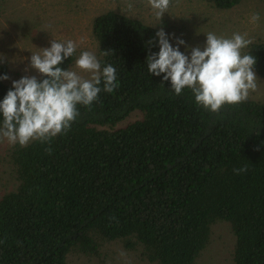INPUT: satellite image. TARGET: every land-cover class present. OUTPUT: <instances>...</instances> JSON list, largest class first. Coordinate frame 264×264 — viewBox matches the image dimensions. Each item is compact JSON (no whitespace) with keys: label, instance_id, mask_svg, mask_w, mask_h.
Returning <instances> with one entry per match:
<instances>
[{"label":"trees","instance_id":"obj_1","mask_svg":"<svg viewBox=\"0 0 264 264\" xmlns=\"http://www.w3.org/2000/svg\"><path fill=\"white\" fill-rule=\"evenodd\" d=\"M205 1L229 10L243 0ZM90 24L93 53L117 69L119 87L101 91L91 110L78 105L80 116L50 154L39 141L8 149L0 264H70L99 258L115 242L139 262L195 264L218 222L229 225L233 264H264V100L214 114L189 89L177 96L163 74L149 73L157 28L117 10ZM243 52L256 57L264 80V40ZM78 53L60 66L70 69ZM10 89L0 80V102ZM132 114L138 118L120 126Z\"/></svg>","mask_w":264,"mask_h":264},{"label":"clouds","instance_id":"obj_2","mask_svg":"<svg viewBox=\"0 0 264 264\" xmlns=\"http://www.w3.org/2000/svg\"><path fill=\"white\" fill-rule=\"evenodd\" d=\"M147 4L161 21L172 6V0H147ZM259 19L258 13L250 18L252 23ZM156 36L159 52L147 57L148 71L155 76L163 74V80L170 81L175 95H181L187 88L197 106L220 114L226 105H240L257 90L256 57L243 52L252 43L246 38L247 33L224 37L208 32L203 50L198 46L191 48L190 55L179 50V45L185 44L183 39L177 38V47H173L163 28ZM77 47L73 40L58 42L53 39L50 47L32 53L30 67L44 78L24 76L12 82V89L0 102V116L3 117L0 141L20 146L32 141L47 143L50 154L52 140L60 134L66 135L80 116L78 105L91 110L101 91L112 93L119 87L117 69L110 63L102 66L91 51L81 52L76 59L75 68L79 71L63 69L60 65L76 53ZM101 54L107 56L109 52ZM2 59L0 57V62ZM8 79L7 75L0 76V80ZM234 171L244 173L247 165Z\"/></svg>","mask_w":264,"mask_h":264},{"label":"rangeland","instance_id":"obj_3","mask_svg":"<svg viewBox=\"0 0 264 264\" xmlns=\"http://www.w3.org/2000/svg\"><path fill=\"white\" fill-rule=\"evenodd\" d=\"M108 10L138 18L158 31L163 28L173 47H177V38L183 39L185 44L179 45V50L186 55L197 46L203 50L208 32L224 37L247 33L246 38L252 42L264 40V4L261 0H243L229 10H217L205 0H178L161 21L156 19L147 0H0V57L3 58L0 65L7 67L9 79L6 81L12 84L24 76H39L30 67L31 55L50 47L53 39L58 42L73 40L78 45V52H93L91 20ZM254 13L260 17L256 23L250 20ZM70 69L79 71L75 62ZM257 79V90L249 99L264 100V80ZM137 118L132 114L120 126ZM11 146L6 140L0 141V196L12 187L6 163ZM232 248L229 225L218 222L212 227L209 246L195 264H233ZM107 250L99 258L71 257L70 264H149L139 262L132 252L124 250L117 242Z\"/></svg>","mask_w":264,"mask_h":264}]
</instances>
